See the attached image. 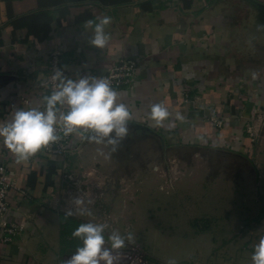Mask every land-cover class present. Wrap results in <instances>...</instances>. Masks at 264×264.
<instances>
[{
  "label": "crops",
  "instance_id": "crops-1",
  "mask_svg": "<svg viewBox=\"0 0 264 264\" xmlns=\"http://www.w3.org/2000/svg\"><path fill=\"white\" fill-rule=\"evenodd\" d=\"M103 16L111 17L110 41L97 49L84 25ZM261 25L264 0H193L189 7L183 0H0V122L16 108L42 106L45 63L55 49L73 80L101 78L122 59L142 66L130 86L114 89L130 113L128 135L116 151L90 142L88 133L75 134L64 168L63 157L44 150L18 163L0 140V168L12 182L7 221L21 227L4 244L8 234L0 225V264H64L82 246L65 230L68 220L103 223L107 209L123 206L124 190L141 187L130 174L157 171L170 157L222 152L250 159L263 178L264 142L256 144L246 132L251 119L264 115ZM156 104L169 110L161 123L150 118ZM214 112L224 119L222 128L209 123ZM70 173L86 194L75 192ZM77 199L90 215H67L75 213ZM255 237L215 245L209 232L189 224L188 249L181 252L188 256L159 264L193 256L198 262L190 264H219L220 257L221 264H251ZM171 245L154 253H178L177 243Z\"/></svg>",
  "mask_w": 264,
  "mask_h": 264
},
{
  "label": "rangeland",
  "instance_id": "rangeland-1",
  "mask_svg": "<svg viewBox=\"0 0 264 264\" xmlns=\"http://www.w3.org/2000/svg\"><path fill=\"white\" fill-rule=\"evenodd\" d=\"M263 128L256 144L264 142ZM208 153H183L164 160L157 171L130 174L131 181L141 187L124 190L123 206L118 211L111 210L128 218H112L106 230L133 236L119 253L136 248L146 264L176 261L188 256L181 252L188 249L189 224L209 232L215 245L237 241L240 235L245 239L252 232L255 238L264 235V177L260 178V173L256 176V165L250 159L211 150ZM260 167L264 171V164ZM173 242L177 243L178 253H154L161 248L171 249ZM195 262L198 256L174 264ZM214 263L217 264L213 260Z\"/></svg>",
  "mask_w": 264,
  "mask_h": 264
},
{
  "label": "clouds",
  "instance_id": "clouds-1",
  "mask_svg": "<svg viewBox=\"0 0 264 264\" xmlns=\"http://www.w3.org/2000/svg\"><path fill=\"white\" fill-rule=\"evenodd\" d=\"M97 19L94 25L89 20L84 27L92 29L90 45L105 49L110 41L105 29L111 24V17ZM260 29H264V25ZM53 72L52 80L58 83L51 94L43 98V108H16L7 122H0V140L4 146L19 163L57 142L59 133L65 137L88 133L90 142L111 146V150L116 151L128 135L130 113L126 106L118 103L119 93L112 88L111 82L106 78L90 76L73 80L60 69ZM168 117L169 110L163 104L151 106L152 120L161 123ZM74 203L76 211H69L68 216L90 215L88 209L82 207L84 199H77ZM108 228L107 222L80 224L71 235L74 239L78 238L82 246L64 264H118L119 250L126 246V241L131 242L133 236L113 230L106 239ZM250 260L251 264H264V235L255 244ZM169 264H174V261H169Z\"/></svg>",
  "mask_w": 264,
  "mask_h": 264
},
{
  "label": "built area",
  "instance_id": "built-area-1",
  "mask_svg": "<svg viewBox=\"0 0 264 264\" xmlns=\"http://www.w3.org/2000/svg\"><path fill=\"white\" fill-rule=\"evenodd\" d=\"M46 70L48 74L47 80L43 85L48 90V95L51 94L53 89L56 87L58 82L52 80L54 74V69H60L64 71L65 75L68 77V72L63 64L62 52L59 49L53 50L48 56L45 63ZM141 63L137 59H122L117 65L112 67L105 75L101 78H106L111 82L113 89L128 87L130 86L139 75L141 70ZM40 108H43V104ZM208 121L214 127L222 128L224 126V119L214 112L209 116ZM264 122V115H259L258 117L251 119L246 125V132L252 141L256 142L261 131V124ZM60 139L50 145L48 148L44 149L47 156H61L64 159V168L66 165V157L71 151V144L73 142L74 135L68 137L63 136L59 133ZM67 179L73 183L76 193L84 194L85 188L83 183L75 179L73 175L67 174ZM12 182L9 172L6 168H0V225L2 226L3 232L7 233V236H3L4 244H8L14 241L18 235L21 227L17 223H8L7 216L10 211L9 203V190L11 188ZM89 192V191H88ZM86 194V193H85ZM88 194V193H87ZM112 217L110 214L106 213L103 218V222H107L110 225ZM136 248L132 250H125L118 254V264H146L145 259L140 255Z\"/></svg>",
  "mask_w": 264,
  "mask_h": 264
},
{
  "label": "trees",
  "instance_id": "trees-1",
  "mask_svg": "<svg viewBox=\"0 0 264 264\" xmlns=\"http://www.w3.org/2000/svg\"><path fill=\"white\" fill-rule=\"evenodd\" d=\"M183 1H184L185 6H187V7H189L192 4V2H193V0H183ZM94 10L95 9H93L90 12L91 15H93ZM82 223H88V222L87 221H83V220L70 219V220H68V222L65 225V230L71 234ZM108 234H109V232L106 231L105 232V238L106 239H107V235Z\"/></svg>",
  "mask_w": 264,
  "mask_h": 264
}]
</instances>
